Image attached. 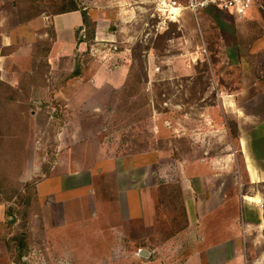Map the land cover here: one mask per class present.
<instances>
[{
    "label": "rangeland",
    "instance_id": "obj_1",
    "mask_svg": "<svg viewBox=\"0 0 264 264\" xmlns=\"http://www.w3.org/2000/svg\"><path fill=\"white\" fill-rule=\"evenodd\" d=\"M62 1L0 0V264H258L245 237L228 257L208 243L221 227L187 220L179 182L227 155L232 179L213 190H264V0L261 29L214 7L196 22L136 4L111 42L52 64L38 18ZM126 59L121 87L86 81ZM223 227L215 238L235 233Z\"/></svg>",
    "mask_w": 264,
    "mask_h": 264
},
{
    "label": "crops",
    "instance_id": "obj_2",
    "mask_svg": "<svg viewBox=\"0 0 264 264\" xmlns=\"http://www.w3.org/2000/svg\"><path fill=\"white\" fill-rule=\"evenodd\" d=\"M90 1L94 0H82L84 3L87 2V7H78L73 11L44 15V17L38 18L42 26L41 38H50L49 63L54 64V62L73 55L75 52H85L88 48V44L82 40L85 29L82 18L83 11H86L95 22L92 42L95 39L98 42H111L115 36L120 35L128 26L137 21L136 0H97L98 8L100 7L97 12L88 10V2ZM238 18L241 19L242 23L249 26H256L258 29L263 28L262 18L255 4L245 15ZM124 41L127 40L124 39ZM88 50L90 51V47ZM125 61L118 62L116 66H113V70H104V67L98 69L89 79L82 77V71L78 70L76 72L79 74H76L75 78L80 77L77 80L79 83L86 79L95 89L119 88L128 76L130 59ZM218 167L220 171H218ZM231 168L230 157L225 155L221 162L216 160L207 165L196 164L198 172L195 174H188L184 171L179 184L186 218L190 223L198 222V224L211 227V229L216 226L221 227L219 231L214 229L215 233L211 234L212 240L208 241L215 246L221 245V249H214V252L216 250L221 253L224 252L223 257H228L227 252H230L233 244L239 243L238 239L241 236V239L245 237L246 242H250V248L247 249L249 255L255 253L257 263L264 264V190L259 191L257 189V191L252 192L253 197L242 198L243 196H240V193L232 188L218 191V189L213 190L210 186V183L221 176L229 175V178L232 179L233 168ZM247 178L249 183H258V178L260 179L261 176L258 170H252L247 174ZM238 206L244 207V209H240V222L237 221ZM237 225L240 227L239 232L236 231ZM223 226H226V230L234 228L235 233H230L228 237L215 238L216 234L225 233ZM204 235L207 234L204 233ZM200 240H203V237H200ZM258 245L262 248L259 254L257 253Z\"/></svg>",
    "mask_w": 264,
    "mask_h": 264
},
{
    "label": "built area",
    "instance_id": "obj_3",
    "mask_svg": "<svg viewBox=\"0 0 264 264\" xmlns=\"http://www.w3.org/2000/svg\"><path fill=\"white\" fill-rule=\"evenodd\" d=\"M136 0L135 3L147 4L150 9V15H156L158 18L178 20L181 17V12L187 9L195 21H198L200 11L214 7L220 10L228 11L236 17L245 15L251 6L256 3V0ZM138 7V6H137ZM163 19V20H164ZM98 41L95 39L93 44Z\"/></svg>",
    "mask_w": 264,
    "mask_h": 264
},
{
    "label": "trees",
    "instance_id": "obj_4",
    "mask_svg": "<svg viewBox=\"0 0 264 264\" xmlns=\"http://www.w3.org/2000/svg\"><path fill=\"white\" fill-rule=\"evenodd\" d=\"M73 2L71 0H67V1H62L60 2L59 5H57L52 13L50 14H58V13H64V12H68V11H73V10H76L78 9V5H75V4H72ZM82 18H83V23H84V26H85V29H84V35H83V38L82 40L85 41L87 44H88V48L86 49L85 53H87L88 49H89V44L91 45L92 44V38H93V32H94V27H95V22L91 19V17L87 14L86 11H83L82 12ZM53 34V33H52ZM49 44V47H47V52L49 51V48H50V43ZM132 70H133V65L130 66V69H129V76H128V79L130 80V76L132 75ZM74 75L76 74H79V72H73ZM128 82V81H127ZM14 209H10V213L11 214H15V212L13 211ZM13 241L14 242H18V243H15L16 247H23V243H24V237H20V235H18L17 237H14L13 238ZM12 259L13 261H16V264H20V261H19V258H20V252L17 254V255H13L12 256Z\"/></svg>",
    "mask_w": 264,
    "mask_h": 264
},
{
    "label": "water",
    "instance_id": "obj_5",
    "mask_svg": "<svg viewBox=\"0 0 264 264\" xmlns=\"http://www.w3.org/2000/svg\"><path fill=\"white\" fill-rule=\"evenodd\" d=\"M138 254H140L141 256H148L149 255L148 251H146L144 249H140Z\"/></svg>",
    "mask_w": 264,
    "mask_h": 264
}]
</instances>
